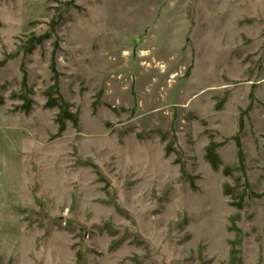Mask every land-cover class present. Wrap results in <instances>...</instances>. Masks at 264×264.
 Segmentation results:
<instances>
[{
    "label": "rangeland",
    "instance_id": "1",
    "mask_svg": "<svg viewBox=\"0 0 264 264\" xmlns=\"http://www.w3.org/2000/svg\"><path fill=\"white\" fill-rule=\"evenodd\" d=\"M0 264H264V0H0Z\"/></svg>",
    "mask_w": 264,
    "mask_h": 264
},
{
    "label": "trees",
    "instance_id": "2",
    "mask_svg": "<svg viewBox=\"0 0 264 264\" xmlns=\"http://www.w3.org/2000/svg\"><path fill=\"white\" fill-rule=\"evenodd\" d=\"M212 151H208L207 152V159H208V163L210 164V166L213 168V169H216L219 162H218V159H217V156L216 155H212L213 153H211Z\"/></svg>",
    "mask_w": 264,
    "mask_h": 264
}]
</instances>
